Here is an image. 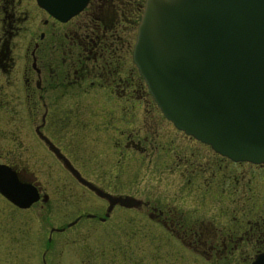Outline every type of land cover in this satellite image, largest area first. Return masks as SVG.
<instances>
[{"label": "flooded vegetation", "instance_id": "1", "mask_svg": "<svg viewBox=\"0 0 264 264\" xmlns=\"http://www.w3.org/2000/svg\"><path fill=\"white\" fill-rule=\"evenodd\" d=\"M143 1L86 0L61 20L36 0H0V168L36 190L25 207L0 192V264H136L130 242L142 236L166 249L162 261L168 248L203 264L264 261V162L233 160L176 128L138 83L131 49ZM160 119L169 127H156ZM80 148L89 152L82 165L73 156ZM95 150L113 155L108 166L119 169L113 179L125 177L124 189L80 173L104 165ZM64 159L135 201L106 210L80 183L103 209L55 213L56 168L78 182ZM81 217L126 227V249L90 251L68 232Z\"/></svg>", "mask_w": 264, "mask_h": 264}, {"label": "water", "instance_id": "2", "mask_svg": "<svg viewBox=\"0 0 264 264\" xmlns=\"http://www.w3.org/2000/svg\"><path fill=\"white\" fill-rule=\"evenodd\" d=\"M36 2L63 20L86 0ZM131 59L176 128L233 160L264 162V0H144ZM64 164L107 200L106 210L135 201L102 190ZM0 192L23 207L36 198L32 185L2 168ZM257 257L249 264H264Z\"/></svg>", "mask_w": 264, "mask_h": 264}, {"label": "rangeland", "instance_id": "3", "mask_svg": "<svg viewBox=\"0 0 264 264\" xmlns=\"http://www.w3.org/2000/svg\"><path fill=\"white\" fill-rule=\"evenodd\" d=\"M138 83H144V81L141 77H139V75ZM154 108L151 109L153 115L154 113L157 114V112H155V110L157 109ZM74 110H77L79 112L83 111L82 108H80L79 104L77 105V109L74 108ZM157 123L158 124L156 127H169L166 125L165 122L161 121V119ZM88 153L89 152H86V150H82L80 148L79 150L73 151V156L75 158V161L78 162V164L81 163L82 165L83 157L85 154L87 155ZM98 153L101 154V152H97V150H95L94 154ZM104 154V157L102 154L100 155L102 157V160L99 156V160L101 162L103 161L104 164L102 167H77L78 170L83 176H91L93 180L97 181L99 184L102 183V186L108 188L109 190L124 189L126 187V179L123 178L125 177L120 180L121 182H119L120 178L118 177H116V179H113V175L116 172L118 173L119 169L108 166L112 163L111 161L113 160V155L110 152L106 151L104 152ZM121 169L129 171L130 169H132V167H122ZM138 170L142 172L143 168ZM99 174H101L103 177H98ZM141 186L143 185L141 184ZM84 191L85 193H88L83 195ZM50 192L53 200V204H51V207L56 209L55 213H60L64 209L70 210L68 214V219L72 218L76 213H83L86 211L96 213L103 209L102 206H100L99 204L100 202L97 196L90 193L91 191L85 189L80 183L76 182L71 177L68 178L67 175L62 172L60 168H56L55 183H52ZM49 217L50 216H48V218ZM128 217L129 216H126L125 218ZM54 222L59 223L61 221L56 220ZM54 222L51 219V221L47 223L55 224ZM126 229L127 228L124 226H117L115 224V221H113L111 217L105 221H99L94 218L81 217L75 224L69 227L68 232L73 235V238L75 240L81 241L82 243H86L90 247V251H98L101 249L102 246L106 248L109 246L116 245L117 247H113L112 249L114 253L117 252L119 249H126L124 246L127 245V240H130L128 239V237H130V232ZM139 234L143 235V233L141 232H139ZM142 239V242L138 240L136 244H132V242L128 241L132 245L130 251L133 252L135 259H137L135 260L136 264H203L202 261L195 260L192 254H189L187 251L183 252L182 249L180 250L181 256H178L177 253H175V255L172 254L173 251L176 252L175 248H168L171 253H169V261H162L163 257L165 256L166 249L149 247L148 244H146L143 236ZM128 251L129 250L127 249V252ZM148 256H151V261Z\"/></svg>", "mask_w": 264, "mask_h": 264}, {"label": "trees", "instance_id": "4", "mask_svg": "<svg viewBox=\"0 0 264 264\" xmlns=\"http://www.w3.org/2000/svg\"><path fill=\"white\" fill-rule=\"evenodd\" d=\"M139 12H140V10H139ZM139 12H138V16H139Z\"/></svg>", "mask_w": 264, "mask_h": 264}]
</instances>
